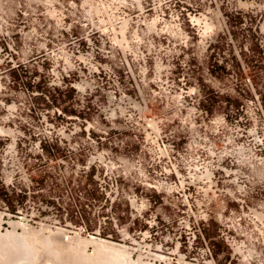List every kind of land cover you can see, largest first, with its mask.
<instances>
[{
	"label": "rangeland",
	"instance_id": "374dc122",
	"mask_svg": "<svg viewBox=\"0 0 264 264\" xmlns=\"http://www.w3.org/2000/svg\"><path fill=\"white\" fill-rule=\"evenodd\" d=\"M263 23L264 0H0V259L264 264Z\"/></svg>",
	"mask_w": 264,
	"mask_h": 264
},
{
	"label": "built area",
	"instance_id": "2783aa9c",
	"mask_svg": "<svg viewBox=\"0 0 264 264\" xmlns=\"http://www.w3.org/2000/svg\"><path fill=\"white\" fill-rule=\"evenodd\" d=\"M163 158L166 161V163H170L171 164V169H169V173H173L176 177H179L180 172L177 168V166L173 163V159L176 153V146L174 144H167L163 146ZM223 172V173H220ZM226 169L221 167V165H217L216 167L211 168L210 170H208V178L210 183L212 184H218L219 182H222V177L224 174V176L226 175ZM250 176L253 178L255 176H257L256 172L252 171ZM250 176H247L249 179H252Z\"/></svg>",
	"mask_w": 264,
	"mask_h": 264
},
{
	"label": "bare ground",
	"instance_id": "6f19581e",
	"mask_svg": "<svg viewBox=\"0 0 264 264\" xmlns=\"http://www.w3.org/2000/svg\"><path fill=\"white\" fill-rule=\"evenodd\" d=\"M197 20H198V19H197ZM262 29L264 30V23H263V28H262ZM1 130H2V131H5L6 133H11V130H9V129H8V130H3V129L0 128V131H1ZM1 236H3V234H2V235L0 234V238H1ZM2 238H3V237H2ZM91 238H92V237H91ZM92 240H93V239H92ZM97 240H98V241H99V240L101 241L102 239H97ZM97 240H96V241H97ZM90 241H91V239H90ZM93 242H95V241L93 240ZM106 242H107V241H106ZM108 243H109V242H108ZM108 243H107V244H108ZM0 244H2V243H1V240H0ZM98 244H99V242H98ZM100 244H102V243H100ZM107 244H106V245H107ZM110 244H111V245H108L109 247H110V246H111V247H114V245H112V242H110ZM2 245H3V244H2ZM104 245H105V241H104ZM115 245H117V244H115ZM3 246H4V245H3ZM3 246H1L0 248L4 250L5 247H3ZM118 246H119V245H118ZM2 247H3V248H2ZM1 249H0V250H1ZM3 250L0 251V253H1L0 258L4 259V258L7 256V259H9L8 257H10V256L12 257V256H13L12 253H11L12 255H11V254L9 255L10 252H8V251H9L8 248L5 249V251L8 252V255H7L6 252L4 253ZM2 253H3V255L6 254V256H2ZM13 258H14V257H12L11 259L14 261ZM163 259H164V258H163ZM0 260H1V259H0ZM12 260H7V261H10V262H6V264H7V263H8V264H11V261H12ZM1 261H2V262H0L1 264L4 263V262L6 261V258H5V261H4V260H1ZM13 261H12V264H14V263L17 264V262H14V263H13ZM4 264H5V263H4ZM19 264H20V263H19Z\"/></svg>",
	"mask_w": 264,
	"mask_h": 264
},
{
	"label": "trees",
	"instance_id": "16d2710c",
	"mask_svg": "<svg viewBox=\"0 0 264 264\" xmlns=\"http://www.w3.org/2000/svg\"><path fill=\"white\" fill-rule=\"evenodd\" d=\"M33 82V81H31ZM31 87H34V84L31 86ZM46 95V94H45ZM48 100L50 99V97L48 96V94L45 96Z\"/></svg>",
	"mask_w": 264,
	"mask_h": 264
}]
</instances>
